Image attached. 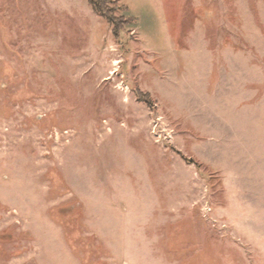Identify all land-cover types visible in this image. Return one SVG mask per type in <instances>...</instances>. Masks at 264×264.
Instances as JSON below:
<instances>
[{
  "label": "rangeland",
  "instance_id": "obj_1",
  "mask_svg": "<svg viewBox=\"0 0 264 264\" xmlns=\"http://www.w3.org/2000/svg\"><path fill=\"white\" fill-rule=\"evenodd\" d=\"M0 0V264H264V0Z\"/></svg>",
  "mask_w": 264,
  "mask_h": 264
},
{
  "label": "trees",
  "instance_id": "obj_2",
  "mask_svg": "<svg viewBox=\"0 0 264 264\" xmlns=\"http://www.w3.org/2000/svg\"><path fill=\"white\" fill-rule=\"evenodd\" d=\"M92 10L104 18L113 28V35L117 38L122 30L118 28L117 19L113 15L114 8L110 6L111 0H87Z\"/></svg>",
  "mask_w": 264,
  "mask_h": 264
}]
</instances>
